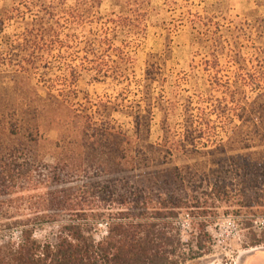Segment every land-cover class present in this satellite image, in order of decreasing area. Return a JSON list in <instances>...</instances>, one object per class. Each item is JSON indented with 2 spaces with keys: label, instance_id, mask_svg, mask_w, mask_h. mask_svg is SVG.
<instances>
[{
  "label": "trees",
  "instance_id": "trees-1",
  "mask_svg": "<svg viewBox=\"0 0 264 264\" xmlns=\"http://www.w3.org/2000/svg\"><path fill=\"white\" fill-rule=\"evenodd\" d=\"M66 1L45 0V6L42 0H31L30 7L26 8L32 17L27 24L29 36L24 42L26 46L35 48L28 59L17 64L20 72L28 74L33 70L36 74L40 71L42 60L38 48L44 43L53 49H67L79 43L81 37L78 38L75 31L84 27L85 15L89 16L91 10L77 13L79 7L85 5L84 0H76L74 11L65 10ZM96 1L98 9L100 3ZM110 3V18L102 24V34L93 41L84 42L83 64L87 66L71 67L65 60L63 64L66 67L58 76L59 82H68L73 87L82 75H88L92 82L111 80L118 87L131 84L135 59L125 49L132 40L145 38L150 4L145 0H110ZM34 8L38 10L33 15L31 9ZM19 18L24 19L23 16ZM213 21L212 18L195 15L191 28L197 32H208L210 27L217 30L219 25ZM60 22H65V27L59 26ZM56 27L72 30L73 34H67L64 39L55 34L49 40L40 35L44 28L54 31ZM119 30L127 32L120 46H116L119 34H122ZM238 33L231 40L219 35L214 41L215 47L229 45L240 49ZM97 49L102 51L100 55H97ZM111 57H115L117 62ZM261 67L264 71V64ZM150 68L153 66L145 72V81L148 82L145 106H132L128 116L132 133L137 136L149 134L153 120L150 91L156 80ZM258 98L256 102L245 101L243 104L224 100L220 106L208 111L204 102L192 107V102L188 101L181 133L175 127L177 102L171 103L162 122L160 143H147L142 149L136 138L127 137L119 126L111 125L113 113L128 109L125 100L117 99L114 103L97 106L94 114L100 122L88 121L82 127L81 138L64 142L73 145L75 151L64 155L59 163L62 166L60 171H66L74 178L91 169L95 176L106 173L108 165L110 172L103 177L106 178L103 182H58L56 168L44 167L47 174L43 176L40 175L42 167L28 162L18 150L12 148L1 153L0 264H185L210 253V248L204 245L206 223H209L205 212L208 205L211 210L218 209L220 205H237L239 212L235 215L245 221L248 228H253L251 223L256 220H262L260 233L253 234L250 247L263 245L264 96ZM228 102L231 105L235 103L242 112L234 116ZM69 104L73 114L79 112L75 104ZM212 117L221 123L223 133H227V144L233 146L229 150H220L225 144L216 141L219 132ZM235 118L240 124H235ZM111 138L115 142L110 153L105 155L103 149ZM173 152L199 155L204 161L197 167L161 168L166 165L163 157ZM89 156L94 158V164L87 168L81 159ZM223 166L227 168L225 172ZM242 209H254L256 212L243 216ZM186 219L188 226L197 232V253L181 241L180 224ZM100 226L105 227V236L97 240ZM44 227L56 229L54 244L41 242L35 237L36 232ZM16 234L17 241H13Z\"/></svg>",
  "mask_w": 264,
  "mask_h": 264
},
{
  "label": "rangeland",
  "instance_id": "rangeland-1",
  "mask_svg": "<svg viewBox=\"0 0 264 264\" xmlns=\"http://www.w3.org/2000/svg\"><path fill=\"white\" fill-rule=\"evenodd\" d=\"M145 1L150 4L145 38L132 40V44L125 49L135 59L134 76L129 81L131 84L118 87L111 80L92 82L88 75H82L71 87L68 82H59L58 76L60 77L61 70L66 67L63 62L66 60L65 63L71 67L87 66L83 64L84 42L93 41L102 34V24L110 18V0H99L98 9L96 0H84L85 5L79 7L77 13L84 14L88 9L91 12L89 16L85 15L84 27L75 31L78 38L81 37L79 43L67 49H53L44 43L38 48L42 64L36 74L33 70L28 74L22 73L17 67L22 59H28L27 56L35 48L28 44L26 46L24 42L25 37L29 36L27 31L30 28L27 24L32 18L26 9L30 7L31 0H0V154L9 152L12 148L18 150L26 156L28 162L42 167L40 175L43 176L47 174L44 167L56 168L58 182H103L106 180L103 177H107V172H110L108 165L106 173L101 172L95 176L91 169L86 174L82 173L79 178H74L67 175L66 171H60L62 166L59 163L64 155L75 151L73 145L65 143L81 138L82 127L88 121L100 122V118L94 114L97 106H105L107 102L114 103L117 99L125 100L128 109L122 113H113L111 125L119 126L127 137L136 138L142 149L147 143H160L163 136L162 122L171 108V103L177 102L175 127L181 133L188 101L192 102V107L204 102L208 111L214 106H220L224 100L243 104L245 101L256 102L259 100L258 96H264V71L261 69L264 64V0ZM42 2L46 6L45 0ZM65 3V10H75L73 6L76 0H67ZM31 10L34 15L38 9ZM195 15L214 19L213 22L219 28L216 30L215 27H210L208 32H197V29L191 28ZM21 16L24 19L19 18ZM59 26L65 27V22H60ZM61 27L54 28V31L44 28L40 35L49 40L55 34L62 39L67 34H73L72 30H62ZM121 32L116 46H120L127 30H119ZM237 32L240 49L229 45L215 47L214 41L219 35L231 40ZM97 53L100 55L102 51L97 49ZM88 59H91L90 55ZM111 60L117 62L115 57H111ZM151 65L153 68L150 70L156 80L150 91L154 106L153 120L149 134L140 133L137 136L132 133L131 118L128 116L132 106H145L148 85L145 72ZM229 102L228 108L234 116L242 112L235 103L231 105ZM68 103L75 104L79 110L76 115L72 113ZM234 122L240 124L237 118ZM216 123L219 132L216 141L225 144L220 150H229L233 146L227 144V133H223L221 123ZM126 141L129 142L127 139ZM114 142L112 138L108 140V146L103 149L105 155L110 153ZM240 154L242 153L239 152ZM163 159L166 165L161 168L197 167L204 161L199 155H183L177 152L170 156L166 154ZM81 160L87 168L94 164V158L91 159L90 156ZM226 170V166H223V172ZM208 206L205 212L209 223H206L207 238L204 245L205 248H210V253L185 264H264V244L256 248L250 247L253 234L260 233L263 221L256 220L251 223L253 228H248L245 221L235 215V212H239L237 205H220L215 210L208 209ZM252 212L256 211H241L243 216ZM180 226L182 243H187L189 249L197 253L196 229L188 226L187 219L182 220ZM55 232V228L44 227L36 232L35 237L41 242L54 244ZM103 236L105 227L100 226L96 239ZM17 238L16 234L12 240L17 241Z\"/></svg>",
  "mask_w": 264,
  "mask_h": 264
}]
</instances>
